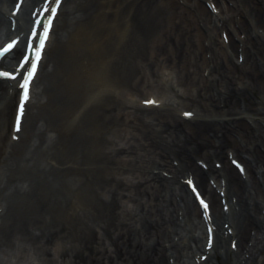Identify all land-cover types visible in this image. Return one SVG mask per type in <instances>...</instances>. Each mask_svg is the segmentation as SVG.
<instances>
[{
    "label": "bare ground",
    "instance_id": "6f19581e",
    "mask_svg": "<svg viewBox=\"0 0 264 264\" xmlns=\"http://www.w3.org/2000/svg\"><path fill=\"white\" fill-rule=\"evenodd\" d=\"M69 1L74 8L45 87L60 82L59 65L74 55L77 43L92 62H80L72 79L78 85L93 83L92 98L100 92L115 93L119 87L101 71L110 62V74L117 75L126 89L115 97L117 110L94 117L105 128L112 126L108 132L114 135L93 140L94 147L101 148L100 158L86 168L84 179L59 182L65 192L72 186L79 200L87 202L85 211L73 212L66 220L69 196L51 189L27 216L0 226V250L22 243L39 255L42 264H196L197 258L200 264H264V0H213L218 20L202 6V1L210 0H185L192 10L181 7L182 0ZM14 2L0 0V42L21 33L26 36L42 0L24 3L18 15L10 13ZM223 2L233 4L227 7L231 16L222 22ZM118 18L124 19V29L116 23ZM12 20L17 34L10 30ZM128 29L135 34L132 38L127 37ZM109 30L126 53L122 56L119 51L111 60L101 58L104 40L92 39L97 33L110 34ZM224 33L229 35L228 43L222 39ZM73 38L76 43L71 42ZM14 57L15 53L9 58L12 65ZM161 67L175 72L182 90L194 92L184 94L178 105L184 109L179 118L152 109L160 106L157 102H145L150 98L161 101L144 87ZM3 83L7 90L0 95V102H5L0 113L15 99L17 84ZM135 96L149 97L141 98L139 106L135 100L125 101ZM51 100L48 97L27 107L42 109ZM83 104L82 108L90 106V100ZM189 111L199 112L198 121L184 114ZM80 115V109L67 114V124H75ZM4 122L5 127L9 119ZM25 123L26 117L20 135ZM142 150L147 161L140 160ZM134 155L135 160L128 159ZM231 159L243 165L244 176L231 165ZM137 169L143 170L137 173V181L119 177ZM182 177L193 178L208 197L209 215L202 214ZM212 180L224 190L226 203H221ZM28 186L22 184L18 190L17 185L16 192L24 194ZM128 204L132 207L127 208ZM204 218L215 234L211 244ZM180 226H187L185 235Z\"/></svg>",
    "mask_w": 264,
    "mask_h": 264
},
{
    "label": "rangeland",
    "instance_id": "374dc122",
    "mask_svg": "<svg viewBox=\"0 0 264 264\" xmlns=\"http://www.w3.org/2000/svg\"><path fill=\"white\" fill-rule=\"evenodd\" d=\"M72 2H75V0ZM73 4L74 3H71V1L66 2L64 10L59 17L60 19L58 20L53 37L54 39L45 57L46 60L42 65L43 69L39 75L40 78L38 79L33 95V102L42 101V99L45 100L48 97L51 99L52 97L51 104L42 109L30 106L26 115L25 131L22 135L21 142L15 145L13 152H11L9 156H7V153L4 155L3 151H0V171H4L5 169V173L2 174L4 180L0 187H2V196L6 197V201L2 202L5 208L2 211L1 228L4 227V225H9L21 216H27V214L35 208L41 196H45V193L51 189L55 190L57 188L71 199L70 203H72V206L67 207L65 212L67 214V217H64L66 220H70L73 217V212L80 213L81 211H85L84 207L87 202L80 201L77 195H73L70 191L71 188H68L65 192L64 188L59 184L60 181H65V178L67 180L75 178L84 179L87 174L84 171L85 169H77L74 171L71 169H58V167L54 168L49 158H53L54 161L56 160L57 162L60 161V163H73L78 159L77 162L84 165L80 166V168H84L85 165H94V163L99 161L101 152H99L100 148L97 146L94 147L93 140L102 138L103 135L106 137L114 135V133L110 134V132H108L111 129L108 130L105 128V123H99L100 121H97L94 117L95 113L101 114V112H103L104 114H108V112H114V109L117 110L119 107L118 98L115 97L121 89H126V87L119 82L117 75L113 77L112 74H110V68H112L110 67V62L105 64L101 71H103V74L114 83L115 87L119 88L116 89V94L110 90L111 92H100V95L96 98H92L89 93L91 89L94 88V84H89L88 81H85L84 84L78 85L74 79H72V73L76 68V70H78L81 61H83L85 65H89V63L91 64L92 62L89 53H87L85 49L80 48L79 45L74 42L73 38L71 42L76 43L74 45L75 47H73L74 55H70L69 58H66V61L61 62V65H59L60 70L57 73V78L60 82H57L56 85L51 88L47 89L45 87L50 78L48 75H50L52 70L51 61L56 58L62 31L66 28L67 17L74 8ZM123 20L122 18H118L116 22L120 24L119 26H121L122 29L125 27V25L122 24ZM109 31L110 34L107 35L97 33L92 39L94 41L98 38H100L101 41L104 40L102 45H100L101 52L103 53L101 58H109L111 60L110 56L117 54V52L119 53V51H121L120 54H122V56L126 53L122 52V48L121 50L119 49V46L122 45L119 44L111 30ZM126 34L127 37L130 38L135 35L130 34L129 29ZM128 50H130V48H128ZM158 67H156V69ZM123 68L124 67H122V70ZM169 72L170 71L167 70L160 76L150 77L144 84L147 90L155 94H162L167 102L168 106L159 109L158 113L175 114V111L180 107L178 104L184 100V94L188 95V92L193 94L191 90L187 92L182 90V88H179L180 92H178L177 83H175V80L170 79L173 75L169 76ZM70 78L72 80H70ZM2 93H5V89L0 87V95H2ZM88 99L90 100V106L82 108L80 112L81 115L75 124L72 123V125H68L64 115L71 114L74 110L81 108V106L84 105L83 103ZM8 108L5 112L3 111L0 113L1 137L5 133L2 128L4 126V121L12 110V107L8 106ZM110 110L113 111L110 112ZM123 110L125 113L129 111L128 109ZM46 126L48 127V131L45 130ZM117 128H122L123 131V126H118ZM57 135L58 137H56ZM53 136H55L57 140L51 143L55 139ZM2 139L4 144L8 140L7 137H3ZM116 142H118V139H116ZM32 143L33 147L30 146ZM109 148H112V146ZM138 153H140V160L143 159L147 161V153L145 150ZM130 159H136L135 155ZM134 175H137V172L135 174L133 173V175H121L119 177H126L132 180ZM26 181L29 183L26 193L18 195L16 191L20 189L19 187L16 189V185H20L22 182L26 184ZM59 217L61 219L63 218V216ZM14 245H16L15 248L10 250L4 249L3 252H0V264H38L37 262L39 261L37 258H39V255L37 253L33 251L28 253V249L25 247L26 245L22 243H15Z\"/></svg>",
    "mask_w": 264,
    "mask_h": 264
},
{
    "label": "snow or ice",
    "instance_id": "6c2138e0",
    "mask_svg": "<svg viewBox=\"0 0 264 264\" xmlns=\"http://www.w3.org/2000/svg\"><path fill=\"white\" fill-rule=\"evenodd\" d=\"M63 0H47L46 4L43 7V11L47 13V20L48 24L43 27L42 29V35H38L37 33H33V40L39 41V46L34 47L32 44L28 45V55L24 56L23 63L20 64V68L24 69L26 65L31 64L30 68L26 69V76L23 79V87L25 89L23 100L20 103V115L23 117L24 115V107L25 102L29 100V91L28 86L30 84V81L36 74L37 66L41 60L42 53L45 49L46 41L49 38L50 30L53 26V21L56 19L57 14L62 6ZM18 45V39L11 40L5 47H0V56H4L10 52V50L14 49ZM20 72L15 71H2L0 70V77L3 78H10V79H16L18 76H20ZM146 103L152 104L156 103L155 100H149L145 101ZM186 115H192L191 113H187ZM17 127L19 128V122L17 124ZM238 163V162H237ZM241 170H243V165H240ZM208 205L205 203V208H207ZM235 246V245H233Z\"/></svg>",
    "mask_w": 264,
    "mask_h": 264
}]
</instances>
